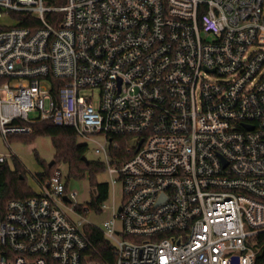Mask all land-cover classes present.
<instances>
[{"label": "built area", "instance_id": "built-area-1", "mask_svg": "<svg viewBox=\"0 0 264 264\" xmlns=\"http://www.w3.org/2000/svg\"><path fill=\"white\" fill-rule=\"evenodd\" d=\"M51 1L0 0V135L73 128L122 204L87 223L57 170L0 201V264H102L87 226L114 264H264V0Z\"/></svg>", "mask_w": 264, "mask_h": 264}, {"label": "trees", "instance_id": "trees-1", "mask_svg": "<svg viewBox=\"0 0 264 264\" xmlns=\"http://www.w3.org/2000/svg\"><path fill=\"white\" fill-rule=\"evenodd\" d=\"M65 0H53L50 4L62 5ZM60 14H56V17ZM49 18H52L49 14ZM28 26L27 22L21 23ZM30 135H43L51 137L55 148L54 160L57 162L54 167L45 165L44 174L40 176L41 181L51 178L58 170V164L64 162L68 165V176L65 178V186L72 178H84L88 172L90 183L93 187L94 198L89 207L101 213V205L108 199L109 185L107 183H97L96 175L104 172L105 166L102 163H92L86 161L87 146L78 143L75 130L66 126H55L46 121L37 124ZM55 164V163H54ZM25 169L18 160H14L13 165L9 162L0 166V201L2 204L12 199H25L36 195L25 181ZM81 211V208H79ZM85 231L92 243L91 253L93 259L102 264L115 263V248L103 237V234L93 227H85ZM264 259V258H263ZM260 260V259H259Z\"/></svg>", "mask_w": 264, "mask_h": 264}, {"label": "rangeland", "instance_id": "rangeland-1", "mask_svg": "<svg viewBox=\"0 0 264 264\" xmlns=\"http://www.w3.org/2000/svg\"><path fill=\"white\" fill-rule=\"evenodd\" d=\"M1 24H9L8 19L1 20ZM88 94V93H85ZM99 99V93L94 92V103L97 104ZM79 144L87 146L86 159L92 163H102L100 156L95 152V145L92 142L86 143L82 139H78ZM0 153L4 155H12L14 158L9 160V163L13 165L14 160H18L24 167L25 181L27 186L36 193L40 190L39 179L44 174L45 165H49L54 160L55 148L51 137L43 135H21L12 136L8 141H4L0 135ZM55 163V164H54ZM51 167L56 165V161ZM49 167V166H48ZM58 171H60L64 178L68 176V165L64 162L58 164ZM88 172L84 178H72L68 183L69 193L75 192L77 196L73 199L76 202L81 211L92 202L94 198V189L90 183ZM66 180V179H65ZM97 183L111 184L110 175L106 169L104 172L96 175ZM46 181V180H45ZM123 190L120 183H117L114 187V191L110 188L108 199L105 204L112 206V203L116 208L122 204ZM91 209V208H90ZM87 223L94 224L95 226H102L103 222L111 219V209H105L101 213L91 209L90 213L85 214ZM117 227L121 229L122 222H117Z\"/></svg>", "mask_w": 264, "mask_h": 264}, {"label": "water", "instance_id": "water-1", "mask_svg": "<svg viewBox=\"0 0 264 264\" xmlns=\"http://www.w3.org/2000/svg\"><path fill=\"white\" fill-rule=\"evenodd\" d=\"M84 159L87 161V159L85 157H84ZM53 163H54V160L52 162H50L48 166L51 167Z\"/></svg>", "mask_w": 264, "mask_h": 264}]
</instances>
